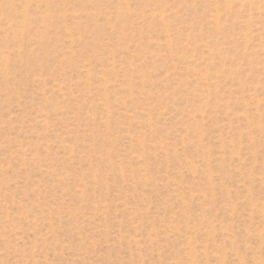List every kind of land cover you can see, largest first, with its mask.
I'll return each mask as SVG.
<instances>
[{
	"label": "rangeland",
	"instance_id": "rangeland-1",
	"mask_svg": "<svg viewBox=\"0 0 264 264\" xmlns=\"http://www.w3.org/2000/svg\"><path fill=\"white\" fill-rule=\"evenodd\" d=\"M0 264H264V0H0Z\"/></svg>",
	"mask_w": 264,
	"mask_h": 264
}]
</instances>
